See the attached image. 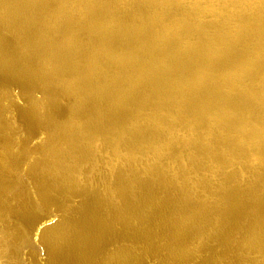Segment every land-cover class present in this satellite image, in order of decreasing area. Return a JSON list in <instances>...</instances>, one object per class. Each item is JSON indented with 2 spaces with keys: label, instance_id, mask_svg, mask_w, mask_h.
I'll return each mask as SVG.
<instances>
[{
  "label": "rangeland",
  "instance_id": "374dc122",
  "mask_svg": "<svg viewBox=\"0 0 264 264\" xmlns=\"http://www.w3.org/2000/svg\"><path fill=\"white\" fill-rule=\"evenodd\" d=\"M182 6L0 0L3 191L40 219L19 242L0 222L11 264L43 263L42 230L80 202L119 237L98 264H264V31L203 0L195 31Z\"/></svg>",
  "mask_w": 264,
  "mask_h": 264
},
{
  "label": "bare ground",
  "instance_id": "6f19581e",
  "mask_svg": "<svg viewBox=\"0 0 264 264\" xmlns=\"http://www.w3.org/2000/svg\"><path fill=\"white\" fill-rule=\"evenodd\" d=\"M169 1L174 2L175 0H166L168 3ZM197 1L199 0H182V9L188 10V14L194 22L193 28L195 31H205L207 34H211L212 28L200 21V15L195 12L193 6ZM203 2L205 6L211 10H216L221 6H225L238 19H241L243 14L247 16L252 15L256 18V22L261 25L262 30L264 31V8H262L264 7V0H203ZM25 10L30 11V7L26 6ZM261 47L264 48V43H261ZM222 51L225 53L227 52L225 49ZM223 52H221L223 60H227L229 63L234 57L238 56V51L232 55L229 53L224 54ZM262 60H264V56H262ZM19 84H26V86L29 85L26 82H20ZM0 147L3 148L1 149L3 151L0 152V222H3V219L6 221V216L14 218L15 224L10 225V233L7 232V235L11 238V241L19 242L24 229L29 228L28 226L34 222H39L40 219L34 212L35 210L27 208L22 204H11V201H6L7 198H5V192L7 188L5 191H3V188L4 186L6 187V185H11V172L13 173L16 165L13 155H8V149L4 144H0ZM18 156L16 157V162ZM77 205L78 207L75 206V215L73 219L72 217L71 219L63 218L56 224L50 225L42 230L40 234V242L44 248L45 260L41 264H98L101 261L98 262V254L95 256L93 255L94 252L98 251L100 255L103 246L111 244V241L114 239L115 241L119 240V237H113V234L116 231L114 229L113 232L111 231L112 225L107 224V220L103 219L105 221H98L96 217L97 213H95V215L92 212L93 209L90 211V208L88 209V206L86 207L83 202H80ZM97 208H99L100 211V205ZM101 216L103 217V215ZM4 236H1L0 238V264H11L12 258L5 252V245L2 241ZM149 242L151 241H143V252H147V250L151 248L152 243L150 244ZM91 255L96 258H92ZM132 255L133 253H129L126 249H116L114 254L109 256L111 260L107 263L141 264L140 261L145 260L142 256L140 257L139 254V257H136L135 260ZM189 258V255L183 254L179 261L181 264H186L189 262ZM206 264H211V262L206 260Z\"/></svg>",
  "mask_w": 264,
  "mask_h": 264
}]
</instances>
